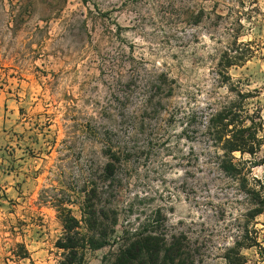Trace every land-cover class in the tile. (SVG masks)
Here are the masks:
<instances>
[{
	"label": "rangeland",
	"instance_id": "obj_1",
	"mask_svg": "<svg viewBox=\"0 0 264 264\" xmlns=\"http://www.w3.org/2000/svg\"><path fill=\"white\" fill-rule=\"evenodd\" d=\"M4 3L0 90L17 113L0 123V166L16 182L0 187V264H59L70 218L86 234L91 206L115 231L71 264H111L122 229L156 219L183 233L194 264H229L237 238L245 264H264V212L245 217L264 198V0ZM223 108L226 130L253 122V152L232 156L259 197L211 158Z\"/></svg>",
	"mask_w": 264,
	"mask_h": 264
},
{
	"label": "trees",
	"instance_id": "obj_2",
	"mask_svg": "<svg viewBox=\"0 0 264 264\" xmlns=\"http://www.w3.org/2000/svg\"><path fill=\"white\" fill-rule=\"evenodd\" d=\"M240 58L237 56L228 57L224 64L227 69L232 65H238ZM241 61V60H240ZM231 112L229 113L227 108H223L215 112L212 119L215 125L209 127L212 132V143L214 151L211 154V158L215 160V165L218 170L228 180L235 182L245 195L259 197L260 192L251 191L247 189L249 183V176L244 171L243 167L234 162L232 153L234 151H240L241 153H252L254 148L250 143L253 139L251 131L254 129L252 125L246 126L243 122L239 125H235L231 130H226L231 124ZM220 129V133L218 130ZM227 131V133H222ZM218 132V133H217ZM222 145V148L219 145ZM222 149V153L219 154L218 150ZM114 167V162L109 161L105 171L111 172ZM254 181L255 178H252ZM257 181V180H256ZM261 196V195H260ZM250 201V199H249ZM130 206L129 208H131ZM264 212V198L260 199L258 206L249 207L245 214V217L256 218V216ZM90 215L87 218L88 232L84 235L80 234L75 227L79 225L78 221L71 217L70 220L75 225L71 228H66L67 233L63 240H59L57 246L60 249L66 251L65 257L59 261V264H71L72 257H77L78 249L90 248L98 249L109 243L114 233V227L112 226L110 235L108 236L105 226H102V219L100 216L96 217V209L91 206ZM113 214L115 212H112ZM157 218L161 215V212L157 210L155 212ZM117 216L116 214H114ZM100 220V223H98ZM117 218L115 217L113 223L116 224ZM165 224H161L158 219L154 226L145 230V226H125L122 229V235L119 238L117 250L114 252L111 264H194L195 255L192 250L183 243V233H173L167 236L166 233L160 232L161 227H165ZM247 231V229H245ZM243 240H248L247 235L242 236ZM236 239V238H235ZM81 243V244H80ZM252 245H257L254 240ZM259 249L262 250L260 245ZM241 244L238 238L233 242V245L226 248L227 254L225 260L229 262L236 261L238 264H245V258L241 254ZM232 258H231V256Z\"/></svg>",
	"mask_w": 264,
	"mask_h": 264
},
{
	"label": "crops",
	"instance_id": "obj_3",
	"mask_svg": "<svg viewBox=\"0 0 264 264\" xmlns=\"http://www.w3.org/2000/svg\"><path fill=\"white\" fill-rule=\"evenodd\" d=\"M4 7L8 6V0H4ZM7 26H11V21L7 23ZM6 108V109H5ZM16 111V102L11 98L10 95H5V93L0 90V123L6 122L9 120V117H15ZM9 171L3 170V167L0 166V174L4 176V182L0 184V187L6 191L13 189L16 180L14 176ZM1 192V190H0Z\"/></svg>",
	"mask_w": 264,
	"mask_h": 264
}]
</instances>
